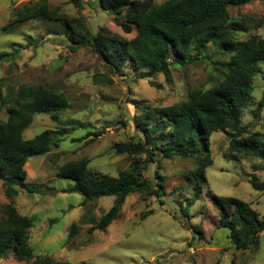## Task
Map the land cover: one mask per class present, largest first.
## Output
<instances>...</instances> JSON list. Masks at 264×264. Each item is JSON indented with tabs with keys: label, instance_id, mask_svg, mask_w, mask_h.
<instances>
[{
	"label": "rangeland",
	"instance_id": "rangeland-1",
	"mask_svg": "<svg viewBox=\"0 0 264 264\" xmlns=\"http://www.w3.org/2000/svg\"><path fill=\"white\" fill-rule=\"evenodd\" d=\"M38 1L0 0V54L19 51L15 60L0 62V96L4 98L21 86H43L62 94L68 103L65 110L36 114L23 133L25 139H31L49 130L57 143L49 153L31 157L25 164V183L32 192L16 188L14 207L18 214L32 220L29 246L34 254L50 257L55 264H231L232 260L235 264H264V231L250 249L238 252L229 230L218 226L219 211L212 195L244 201L264 220V194L249 183L252 179L264 181V171L253 169L264 161L232 156L229 136L222 132L210 136L212 165L206 169L199 198L186 215L184 210L195 185L188 175L196 168L197 158L159 157V163L151 164L145 176L163 178L164 197L143 201L141 195L131 194L115 221L105 230L88 234L90 221L106 213L113 200L101 198L83 205L80 195L62 192L72 182L59 179L58 169L86 160L90 170L110 176L127 170L132 157L116 154L112 146L140 136L134 129L133 116H140L144 108L171 106L195 89L216 85L219 69L228 58L215 56V48L208 45L201 60L185 67L172 65L168 79L162 74L139 79L129 67L110 74L88 47L69 50V34L60 24L28 21L1 31L16 11ZM43 1L71 15H81L93 32L101 26L119 32L114 17L98 9L97 0H81V9L73 0ZM163 1L156 0V4ZM229 16V25L239 41L245 42L250 36L264 39V0L229 9ZM188 55L189 59L193 57V51ZM260 67L264 73V63ZM253 83L252 102L241 123L250 131L264 132V106L255 118L258 102L264 97V74L255 77ZM5 120V108L0 107V121ZM68 121L82 126L66 125ZM7 203L0 180V214ZM72 224L77 230L67 240ZM0 264L23 263L9 257Z\"/></svg>",
	"mask_w": 264,
	"mask_h": 264
},
{
	"label": "trees",
	"instance_id": "trees-1",
	"mask_svg": "<svg viewBox=\"0 0 264 264\" xmlns=\"http://www.w3.org/2000/svg\"><path fill=\"white\" fill-rule=\"evenodd\" d=\"M253 0H97V7L112 15L119 32L105 26L93 32L81 15H71L49 6L41 0L16 11L14 19L1 28L4 32L28 21L43 20L60 24L69 34L71 51L88 47L110 74L124 67L136 72V78L149 79L162 74L166 79L173 65L187 66L201 60L208 45L217 57L228 61L219 69L216 85L207 90L195 89L187 98L167 107L144 108L140 116H133L134 129L140 134L112 146L118 155L132 157L127 170L110 176L88 168L86 160L66 163L57 171L59 179L70 180L72 186L64 194H78L82 204L101 198H112L109 210L90 221L88 234L105 230L115 221L126 198L139 194L143 201L165 195L163 178H147L151 164L158 158L182 159L195 157L197 166L190 171L195 185L188 208L199 198L205 172L212 165L210 136L222 132L229 136L228 151L235 156L254 157L264 161V132L250 131L242 125L243 113L249 108L254 92V78L263 75L264 39L250 36L241 42L235 29L229 25V9L240 8ZM81 9V0H73ZM79 11V10H78ZM125 36H128L127 39ZM194 55L189 59V51ZM19 51L0 54V62L15 60ZM109 80V79H107ZM264 106V97L258 102L255 118ZM0 107L5 108L6 120L0 121V180L8 203L0 214V261L12 257L23 264H55L50 257L36 256L29 246L32 220L18 214L14 207L16 188L31 193L24 166L28 159L49 153L57 147L53 132L46 130L31 139L23 137L36 114L65 110L67 100L43 86H21L10 90ZM54 121L57 120L52 116ZM66 125H79L68 121ZM262 169L253 167L254 170ZM253 190L264 194V181H249ZM219 211L218 226L229 230L235 250L244 252L256 242L264 231V220L248 203L232 197L212 195ZM164 204V203H161ZM186 217V216H185ZM77 225L70 226L67 240H71ZM231 264H235L232 260Z\"/></svg>",
	"mask_w": 264,
	"mask_h": 264
}]
</instances>
